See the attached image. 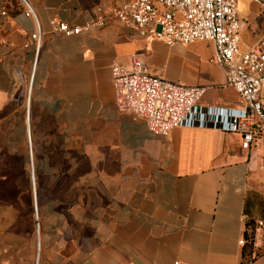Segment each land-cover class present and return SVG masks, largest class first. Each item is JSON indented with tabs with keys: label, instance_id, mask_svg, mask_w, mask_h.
Returning <instances> with one entry per match:
<instances>
[{
	"label": "crops",
	"instance_id": "0c3cea01",
	"mask_svg": "<svg viewBox=\"0 0 264 264\" xmlns=\"http://www.w3.org/2000/svg\"><path fill=\"white\" fill-rule=\"evenodd\" d=\"M125 1L28 0L40 31L35 51L34 19L19 0H0V151L32 135L47 168L36 233L31 215L0 198V264H264L260 147L243 149L228 127L243 101L208 60L212 41L166 44L115 18L68 35L51 22L82 25L96 6ZM236 8L242 50L264 35V12L252 0ZM131 54L168 80L205 86L164 136L113 103L109 66ZM246 220L254 224L249 260L238 242Z\"/></svg>",
	"mask_w": 264,
	"mask_h": 264
},
{
	"label": "built area",
	"instance_id": "2783aa9c",
	"mask_svg": "<svg viewBox=\"0 0 264 264\" xmlns=\"http://www.w3.org/2000/svg\"><path fill=\"white\" fill-rule=\"evenodd\" d=\"M236 1L127 0L106 11L96 6L95 15L82 25L51 22L55 30L68 35L102 26L115 18L141 37L159 39L166 44L212 41L213 50L208 60L223 68L225 83L243 101L242 107L232 110L228 127L240 133L243 149L260 147L259 158L264 166V106L261 100L264 76L260 73L264 66V35L248 48L239 49L240 17ZM252 1L264 12V0ZM19 2L23 14L34 19L35 30L31 36L37 51L40 31L33 8L28 0ZM109 75L115 107L133 119L142 120L154 135L164 136L171 128L184 123L205 89L201 84H183L150 72L136 54L129 55L126 63H111ZM255 224L263 225L264 218L257 219ZM238 242L243 244V236Z\"/></svg>",
	"mask_w": 264,
	"mask_h": 264
},
{
	"label": "rangeland",
	"instance_id": "374dc122",
	"mask_svg": "<svg viewBox=\"0 0 264 264\" xmlns=\"http://www.w3.org/2000/svg\"><path fill=\"white\" fill-rule=\"evenodd\" d=\"M21 140L22 137H18ZM30 145L27 136L24 137V142L8 145L0 151V175H4L0 180V198L10 202L17 209H23V215L33 217V226L35 233L37 230L36 209L40 207V202L45 198L47 191L46 179V163L41 160L42 152L37 153L34 150L32 135H30ZM14 141V140H13ZM72 150L71 154H75ZM37 156L41 161L39 172L37 171ZM73 166V165H72ZM35 184V196L33 193V181ZM56 174L63 175V170L56 171ZM71 191H78L80 185L73 183L74 178L78 175V166L71 169ZM63 187L62 179L55 185L54 191H61ZM50 190V189H49ZM52 191V189H51ZM36 199V206L34 204ZM36 207V209H35ZM40 247H41V232H40ZM39 264V262H38Z\"/></svg>",
	"mask_w": 264,
	"mask_h": 264
},
{
	"label": "trees",
	"instance_id": "16d2710c",
	"mask_svg": "<svg viewBox=\"0 0 264 264\" xmlns=\"http://www.w3.org/2000/svg\"><path fill=\"white\" fill-rule=\"evenodd\" d=\"M253 222L250 220L245 221V229L243 232L244 242L242 244L241 256L244 260L251 259L256 251L253 249L252 239H253Z\"/></svg>",
	"mask_w": 264,
	"mask_h": 264
},
{
	"label": "bare ground",
	"instance_id": "6f19581e",
	"mask_svg": "<svg viewBox=\"0 0 264 264\" xmlns=\"http://www.w3.org/2000/svg\"><path fill=\"white\" fill-rule=\"evenodd\" d=\"M28 119V118H27ZM28 127V126H27ZM27 138H28V142H29V145H30V136H29V134H28V136H27ZM33 177V176H32ZM33 181V180H32ZM34 189H35V184H34V181H33V191H34ZM35 192V191H34ZM35 196V195H34ZM34 204H35V206H36V199H35V202H34ZM35 209H36V207H35ZM37 231H38V229H37Z\"/></svg>",
	"mask_w": 264,
	"mask_h": 264
},
{
	"label": "water",
	"instance_id": "95a60500",
	"mask_svg": "<svg viewBox=\"0 0 264 264\" xmlns=\"http://www.w3.org/2000/svg\"><path fill=\"white\" fill-rule=\"evenodd\" d=\"M31 174H32V172H31ZM37 260H38V257H36V261H35V264H37Z\"/></svg>",
	"mask_w": 264,
	"mask_h": 264
}]
</instances>
